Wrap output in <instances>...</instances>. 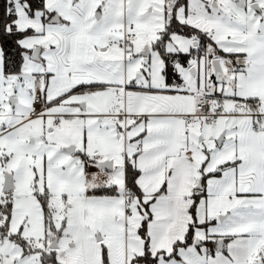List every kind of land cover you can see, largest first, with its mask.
Listing matches in <instances>:
<instances>
[{
	"label": "snow or ice",
	"instance_id": "obj_1",
	"mask_svg": "<svg viewBox=\"0 0 264 264\" xmlns=\"http://www.w3.org/2000/svg\"><path fill=\"white\" fill-rule=\"evenodd\" d=\"M0 264H264V0H0Z\"/></svg>",
	"mask_w": 264,
	"mask_h": 264
}]
</instances>
